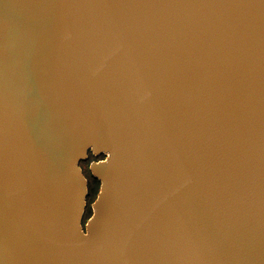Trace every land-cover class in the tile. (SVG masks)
I'll return each mask as SVG.
<instances>
[{"label": "water", "instance_id": "95a60500", "mask_svg": "<svg viewBox=\"0 0 264 264\" xmlns=\"http://www.w3.org/2000/svg\"><path fill=\"white\" fill-rule=\"evenodd\" d=\"M0 264H264V0H0Z\"/></svg>", "mask_w": 264, "mask_h": 264}, {"label": "trees", "instance_id": "16d2710c", "mask_svg": "<svg viewBox=\"0 0 264 264\" xmlns=\"http://www.w3.org/2000/svg\"><path fill=\"white\" fill-rule=\"evenodd\" d=\"M104 156H101L99 159H103ZM98 160V158H93V157H90L86 162H88V164L92 161H96ZM90 173V172H89ZM90 181H89V197H88V200L92 197L93 200L96 199L97 197V194L99 192V189H100V182L96 179H94L92 177V175H90ZM89 203V202H88ZM89 209V214L88 216L90 217L92 215V210H91V207L87 208V210Z\"/></svg>", "mask_w": 264, "mask_h": 264}, {"label": "rangeland", "instance_id": "374dc122", "mask_svg": "<svg viewBox=\"0 0 264 264\" xmlns=\"http://www.w3.org/2000/svg\"><path fill=\"white\" fill-rule=\"evenodd\" d=\"M91 163V162H90ZM90 163L88 164V162H86V164H85V166L83 167L84 168V170L86 169L87 170V174H86V178L90 181V175H91V173H89L90 171H89V165H90ZM82 168V169H83ZM88 208L91 206V204L93 203V198L91 197L89 200H88ZM88 214H89V209L86 211V217H85V220H84V223L86 222V220H88L90 217L88 216Z\"/></svg>", "mask_w": 264, "mask_h": 264}, {"label": "flooded vegetation", "instance_id": "af4514ba", "mask_svg": "<svg viewBox=\"0 0 264 264\" xmlns=\"http://www.w3.org/2000/svg\"><path fill=\"white\" fill-rule=\"evenodd\" d=\"M90 157H93V155H92V154H89V158H90ZM93 158H95V157H93ZM85 164H86V162H82V163H81V167L83 168V167L85 166ZM83 171H84V174H85V176H86V174L88 173L87 170H86V169L84 170V168H83Z\"/></svg>", "mask_w": 264, "mask_h": 264}]
</instances>
